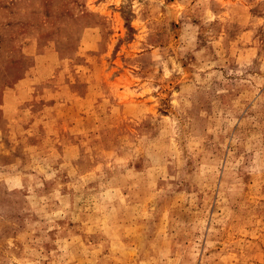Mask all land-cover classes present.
<instances>
[{
	"label": "rangeland",
	"instance_id": "374dc122",
	"mask_svg": "<svg viewBox=\"0 0 264 264\" xmlns=\"http://www.w3.org/2000/svg\"><path fill=\"white\" fill-rule=\"evenodd\" d=\"M0 264H264V0H0Z\"/></svg>",
	"mask_w": 264,
	"mask_h": 264
}]
</instances>
